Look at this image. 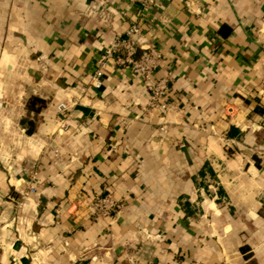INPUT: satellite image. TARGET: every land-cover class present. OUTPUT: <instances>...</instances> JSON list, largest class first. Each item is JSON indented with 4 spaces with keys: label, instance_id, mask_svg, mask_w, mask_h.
I'll return each instance as SVG.
<instances>
[{
    "label": "crops",
    "instance_id": "1",
    "mask_svg": "<svg viewBox=\"0 0 264 264\" xmlns=\"http://www.w3.org/2000/svg\"><path fill=\"white\" fill-rule=\"evenodd\" d=\"M151 15L153 32L136 0H0V264H264V0ZM134 19L171 71L168 113L129 71L90 86ZM26 159L40 188L18 207ZM105 191L110 224L84 212Z\"/></svg>",
    "mask_w": 264,
    "mask_h": 264
},
{
    "label": "built area",
    "instance_id": "2",
    "mask_svg": "<svg viewBox=\"0 0 264 264\" xmlns=\"http://www.w3.org/2000/svg\"><path fill=\"white\" fill-rule=\"evenodd\" d=\"M94 7L107 8L112 0H89ZM140 16L147 19L146 27L155 31L152 24V11L156 0H136ZM146 37L138 25L137 20L128 22L125 30L113 36L111 41L104 47L96 61V67L90 78V86L100 89L106 80V73L118 69L129 71L140 78L144 83L147 97V109L168 113L172 110L171 104L165 101L169 93L168 79L172 76L171 71L164 67L160 52L151 45L144 44ZM143 45L139 55H136V46ZM165 70L164 75L158 76L157 72ZM77 101V99H76ZM56 110L63 113L67 110L65 103H59ZM57 132L67 134V138H73V123L70 114L63 115L56 123ZM70 148L74 149V141ZM179 145L183 143L180 141ZM36 162L33 159L23 161L25 176L19 178L20 189L18 192L17 206L24 201L31 200L33 194L39 191L40 181L36 175ZM84 212L92 219H101L107 224L114 220L113 211L120 207V203L109 191L95 194L90 200H85Z\"/></svg>",
    "mask_w": 264,
    "mask_h": 264
},
{
    "label": "water",
    "instance_id": "3",
    "mask_svg": "<svg viewBox=\"0 0 264 264\" xmlns=\"http://www.w3.org/2000/svg\"><path fill=\"white\" fill-rule=\"evenodd\" d=\"M29 259L26 256L20 258H13L10 264H28Z\"/></svg>",
    "mask_w": 264,
    "mask_h": 264
}]
</instances>
